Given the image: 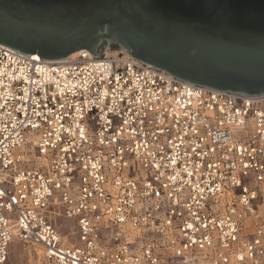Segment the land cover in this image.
<instances>
[{"label":"built area","instance_id":"obj_1","mask_svg":"<svg viewBox=\"0 0 264 264\" xmlns=\"http://www.w3.org/2000/svg\"><path fill=\"white\" fill-rule=\"evenodd\" d=\"M96 55L0 43V264H264V95Z\"/></svg>","mask_w":264,"mask_h":264},{"label":"water","instance_id":"obj_2","mask_svg":"<svg viewBox=\"0 0 264 264\" xmlns=\"http://www.w3.org/2000/svg\"><path fill=\"white\" fill-rule=\"evenodd\" d=\"M103 42L190 84L264 95V0H0V43L42 61Z\"/></svg>","mask_w":264,"mask_h":264},{"label":"rangeland","instance_id":"obj_3","mask_svg":"<svg viewBox=\"0 0 264 264\" xmlns=\"http://www.w3.org/2000/svg\"><path fill=\"white\" fill-rule=\"evenodd\" d=\"M108 50L117 51L119 52H125L123 49L115 44L110 42H103L98 50L97 54L104 55ZM69 226L72 225V223H67ZM68 229H66L67 231ZM67 233V232H66ZM65 234V233H64ZM72 242H78L77 238H73ZM27 251H31V262L33 264H38L37 256H35L34 252L31 249L27 248ZM26 252H24V246L21 242H14L11 246V261L12 264H26L27 256L25 255ZM30 253V252H28Z\"/></svg>","mask_w":264,"mask_h":264},{"label":"bare ground","instance_id":"obj_4","mask_svg":"<svg viewBox=\"0 0 264 264\" xmlns=\"http://www.w3.org/2000/svg\"><path fill=\"white\" fill-rule=\"evenodd\" d=\"M78 52H79V51H78ZM78 52L73 53V54L70 55L69 57H74V56H76ZM118 54H119V53H118L117 51L108 50L104 55L107 56V57H110V56L115 57V56H117ZM35 55L39 57V55H37V54H35ZM69 57H68V58H69ZM38 254H40V252H38Z\"/></svg>","mask_w":264,"mask_h":264}]
</instances>
